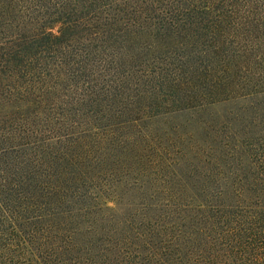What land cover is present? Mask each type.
<instances>
[{"label":"trees","instance_id":"trees-1","mask_svg":"<svg viewBox=\"0 0 264 264\" xmlns=\"http://www.w3.org/2000/svg\"><path fill=\"white\" fill-rule=\"evenodd\" d=\"M0 264H264V0H0Z\"/></svg>","mask_w":264,"mask_h":264},{"label":"rangeland","instance_id":"rangeland-1","mask_svg":"<svg viewBox=\"0 0 264 264\" xmlns=\"http://www.w3.org/2000/svg\"><path fill=\"white\" fill-rule=\"evenodd\" d=\"M183 117H180L179 119H182Z\"/></svg>","mask_w":264,"mask_h":264}]
</instances>
